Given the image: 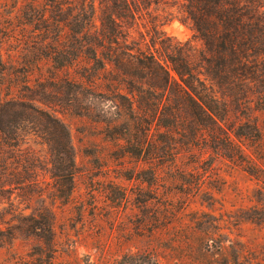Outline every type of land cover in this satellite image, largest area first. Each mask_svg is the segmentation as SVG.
Returning <instances> with one entry per match:
<instances>
[{"label":"rangeland","instance_id":"rangeland-1","mask_svg":"<svg viewBox=\"0 0 264 264\" xmlns=\"http://www.w3.org/2000/svg\"><path fill=\"white\" fill-rule=\"evenodd\" d=\"M250 1L262 24L233 49L224 33L206 45L182 0H129L105 46L102 0H0V264H264V0ZM81 29L140 89L89 80ZM205 57L217 74L193 83L213 118L172 68Z\"/></svg>","mask_w":264,"mask_h":264},{"label":"trees","instance_id":"trees-1","mask_svg":"<svg viewBox=\"0 0 264 264\" xmlns=\"http://www.w3.org/2000/svg\"><path fill=\"white\" fill-rule=\"evenodd\" d=\"M129 0H102L104 2L105 9L102 10V14L100 16V45L105 46L106 41L110 39V42H114L115 44L120 45L118 40V30L117 26H120L121 20L126 16L131 14L134 16V12L130 9L128 4ZM250 0H182V10L185 12L186 16L191 19L195 28L201 33L202 37L204 38L206 45L211 46H218V47H225L227 45V40L230 41L231 48L235 49L239 43H242L245 40V35L248 27H252L254 30L259 29L262 24V19L257 17H252L250 15ZM260 3H258L259 5ZM128 12V13H126ZM214 19H216L218 26L222 27L223 30L221 32H216V42L214 43ZM228 36L227 40L225 35ZM232 33V34H230ZM237 33H242L241 40L234 35ZM87 34V31L81 29L80 31H75L74 39H78L81 43V46L88 47V52L92 55L93 63L95 64L93 67L95 68V73L93 74V82L101 84V86L110 93L109 95H122L121 88L123 85L127 90H137L136 84L134 81L124 78L123 67L121 66L122 62L124 61V57L116 58L115 53L111 55V57L105 56L103 51H97L90 46V40H87L84 35ZM57 44L52 46V51H50V57L52 60L60 65H64L70 62V59L66 58L64 53L67 52V42L63 43V38H57ZM85 42V43H83ZM254 44L255 41H251ZM125 57L128 61H133L134 58L141 66H146V62L141 59L139 56H134L133 53L130 51H125ZM62 56V59H60ZM130 56L133 59H130ZM238 58V57H237ZM246 58L245 53H241L240 57L238 58L239 62H244L242 59ZM108 59L113 61V69L110 71L106 67V61ZM206 65H202V69L198 71H193L192 69H181L177 67L175 64L172 65V68L176 71L179 75L181 80L184 82L181 86V89L187 97V99L195 104L201 111L205 112L207 116L213 118L212 111L210 105L205 101L203 98V93H199L198 90L194 87V80H200V74H203L205 77L211 78L216 71H214L210 64V57H205ZM159 68L162 69L163 72L167 73L166 80H170L169 78L170 73L163 65L159 62V60H155ZM89 69L91 66L88 67ZM88 69V70H89ZM110 72V73H109ZM89 73V72H88ZM88 73H83L85 78L87 77ZM117 73V77L114 75ZM108 74L112 76H108ZM217 74V73H216ZM219 74V73H218ZM102 75V77H101ZM120 79L122 81H120ZM175 83L178 81L175 78H172ZM120 83L122 84L120 86ZM160 86V85H153V88ZM193 90L195 93L192 94L188 87ZM140 89V88H139ZM61 152V150H60ZM71 171H69V176ZM60 173H55L54 176H59ZM67 190V188L65 187ZM58 190H64L62 187L58 188ZM65 190V192H66ZM64 194V191H62Z\"/></svg>","mask_w":264,"mask_h":264}]
</instances>
